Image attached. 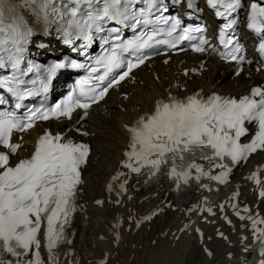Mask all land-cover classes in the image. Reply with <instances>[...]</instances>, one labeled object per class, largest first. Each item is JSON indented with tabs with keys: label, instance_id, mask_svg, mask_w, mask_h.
Returning <instances> with one entry per match:
<instances>
[{
	"label": "snow or ice",
	"instance_id": "6c2138e0",
	"mask_svg": "<svg viewBox=\"0 0 264 264\" xmlns=\"http://www.w3.org/2000/svg\"><path fill=\"white\" fill-rule=\"evenodd\" d=\"M183 2L189 9L193 7L191 0ZM137 3L139 0H68L66 4H61L60 0H0V69L8 68L11 72L10 75L0 76V88L6 89L13 99L11 109L0 110V147L7 149L0 151V248L16 257L34 250L35 260L26 264H42L39 252L42 218L47 224L49 251L63 242V225L68 223L69 216L76 210L78 186L83 183L81 170L88 162L91 149L89 145L75 142L65 134L54 135L46 131L38 137L30 156L12 164L11 157L24 148L23 136L19 137L20 142H13L14 133L34 129L37 121L59 120L62 117L70 120L77 109L85 110L86 117L92 104L102 100L110 88L150 59L144 50L151 48L153 43L176 49L181 42L200 37L198 43L191 44L192 49L197 53L207 50L205 45L208 41L203 38L206 27H187L178 16L158 15L167 11L163 0H144L145 6L140 8L135 7ZM208 3L225 21L220 28L219 40L226 51L219 55L236 61L240 66L239 74L247 61L245 49L235 34L238 13L244 7V0H208ZM17 8L33 12L45 27L59 23L63 42L67 45L83 40L85 47L89 46L96 33L105 32L107 22L125 24L131 21L135 27L146 29L163 25L169 37L173 33L179 35L174 41L158 40L156 37L164 33L165 28L152 27L125 41L119 35L120 29L113 28L110 38L103 41L109 47L95 58L97 67L90 69L91 73H96L103 68L102 75L78 80L67 99L55 106L29 108L26 113H19L17 110L25 107L26 99L47 92L60 69L87 66L75 61L56 63L47 69L39 90L27 87L24 77L34 70L38 71L34 66L22 67L33 28L23 15L17 13ZM247 27L260 36L259 51L264 54V0H253L250 4ZM212 50L215 51L214 48ZM126 54L132 59H127ZM125 68V71L109 79L110 74ZM31 83L35 85L36 81ZM7 103L0 95V105ZM252 124L257 129L252 139L241 143V138L249 134L246 125ZM128 131L131 141L124 166L131 173L140 174L143 171L154 179L159 175L167 176L176 184L177 190L192 179L198 181L201 175H210L212 179L227 183L232 165L246 161L257 151H264V86L252 88L249 95L241 98L216 93L208 97L199 93L186 98L170 96L167 100L158 101L154 112L142 116ZM197 158L212 162L213 167L223 170L211 175L196 163ZM122 175L123 172L114 179ZM258 175L259 169L251 178L261 186L259 196L264 198V182ZM126 183L124 181L120 185L121 189L126 190ZM234 195L238 199L239 192ZM207 211L212 212V209ZM245 211L250 212V209ZM236 214L241 219H253L251 215H241L240 211ZM259 223L264 224V219ZM256 225L257 221L253 220V228L261 242L260 255L264 257V228H257ZM0 264L4 262L0 261ZM259 264H264V259Z\"/></svg>",
	"mask_w": 264,
	"mask_h": 264
},
{
	"label": "bare ground",
	"instance_id": "6f19581e",
	"mask_svg": "<svg viewBox=\"0 0 264 264\" xmlns=\"http://www.w3.org/2000/svg\"><path fill=\"white\" fill-rule=\"evenodd\" d=\"M182 56H185L186 59L197 58L194 55L186 56V52H183L180 56H172L171 61L167 64L162 63L160 58L156 57L153 65L146 63L144 68H138L135 72V81L121 84L118 90H111L104 106H95L94 109L99 108V110L96 111L95 115L91 116L90 122L85 126L90 131L87 139L91 140L93 150L89 165L83 175L85 180L82 185L84 212L76 217L73 224L75 239L72 244L75 250L72 256L80 257L81 264H90L94 259L97 260L106 254L108 260L104 264H174L172 258L175 256L174 252L178 251L177 248L180 241L177 245H174L169 237V232L176 226V221L180 220V216L183 214L182 211L175 213L166 208L163 213L156 215L150 222L144 223L135 231H133L132 227L128 231L123 228L117 244H115V240L108 228V223L116 212L126 215L131 214L133 210L138 212L145 211L150 207L157 206L159 202V204H163L169 200L171 198L170 192H166L165 189L160 187L153 188L135 193L130 199L123 197L125 203L121 202L117 205L104 200L100 206L93 201L100 195L104 197L107 195L104 191L105 182L110 172L116 168L118 160L122 156L121 150L126 141L127 131L124 127L125 123H130L132 117L141 110L153 106L157 96H164L168 91L185 93L186 90H178L180 84H185L187 89L202 86L206 91L216 89L231 93H241L246 88L245 83L248 79L241 76H236L232 79L227 78L228 75L224 76V73L229 63L223 64L217 61L209 63L208 69L202 71L199 78L193 77L189 79L188 75L185 76L181 72L182 67L186 66V64H178V60ZM220 68L223 69L222 73H218ZM154 71H156L155 76ZM260 79H263V75H260V73L254 74L251 78L252 81ZM140 82L142 83L140 84ZM174 83L177 84L175 85ZM120 91L128 92V98L125 99L120 96ZM108 97L110 98L108 99ZM109 108L113 111L116 110L118 114L113 116V129L107 131V129L99 128L98 124L100 120L111 117L105 116ZM69 123L70 121L64 122L60 129L63 130ZM54 124L59 126L60 123ZM41 129L36 126L25 134L24 146L29 148V138H32L36 135V131ZM20 151H23V149ZM256 156H252L248 164L251 165L257 158L259 160L264 159V151L256 154ZM248 164L242 168L244 169ZM239 174L236 175V178L243 183V179H241ZM242 188L247 190L248 184H243ZM194 194L193 191L190 192L188 196L191 195V197L189 198H192ZM162 197H165V199L161 202L160 199ZM248 198L252 201L255 200L254 196L251 195H248ZM259 205L264 210V201L261 200ZM166 229L167 233L163 236L162 233ZM210 234H212L211 230ZM225 241L226 239L214 236L207 240L205 243L213 252V255L208 257L199 249L195 240L192 245L187 240L188 245L186 248L184 247V254L181 255L184 257L183 263L217 264L223 259H228L227 253H233L228 248L234 251L239 250L238 238L229 239L227 241L228 245H225ZM183 242L185 243V241ZM198 253L200 254L199 256Z\"/></svg>",
	"mask_w": 264,
	"mask_h": 264
},
{
	"label": "rangeland",
	"instance_id": "374dc122",
	"mask_svg": "<svg viewBox=\"0 0 264 264\" xmlns=\"http://www.w3.org/2000/svg\"><path fill=\"white\" fill-rule=\"evenodd\" d=\"M183 241H185V243L183 242ZM182 241V243L180 244V242H179V244H178V248H177V252H181V255L182 254H184V249L186 248V246L188 245V243H187V240H183ZM190 242H191V245L192 244H194V240H190ZM190 245V246H191ZM182 246V247H181ZM185 247V248H184ZM181 248H182V250H181ZM181 250V251H180ZM175 254V256L172 258V260H173V262H174V264L176 263V264H180V259H179V257H177V254L176 253H174ZM181 257H183V256H181ZM183 259H184V257H183ZM167 262H168V260H167ZM184 262V261H183ZM183 264V263H182Z\"/></svg>",
	"mask_w": 264,
	"mask_h": 264
}]
</instances>
